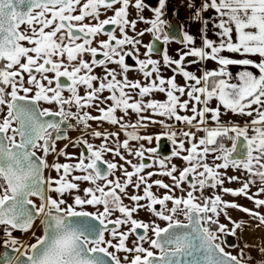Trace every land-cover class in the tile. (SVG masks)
<instances>
[{
  "label": "snow or ice",
  "instance_id": "obj_1",
  "mask_svg": "<svg viewBox=\"0 0 264 264\" xmlns=\"http://www.w3.org/2000/svg\"><path fill=\"white\" fill-rule=\"evenodd\" d=\"M167 3L158 0L159 6L150 8L146 0H0V226L4 247L17 253L0 252L2 264H247L253 259L244 249L233 255L222 246V235L235 237L245 224L233 220L226 210L247 214L259 222L258 227L264 225V214L226 201L222 194L243 196L257 209L264 206V199L256 198L264 193V0H204L199 7L196 0H187L192 18L203 25L199 46L187 31L177 40L165 30L167 22L162 17ZM130 7L136 10V19L128 18ZM146 8L153 12L151 19L143 16ZM101 9L112 15L100 19ZM210 9L218 14L214 27L219 41L208 38V21L202 13ZM86 18L90 22L85 23ZM138 22L149 26L136 32ZM106 26H111L110 30ZM129 31L135 36H129ZM145 33L154 43L144 45L145 58L141 59L139 37ZM101 34L107 40L93 47V39ZM161 41L164 45L182 44L176 50L178 58L166 49L160 53L155 44ZM154 52L162 58L152 59ZM225 52L242 58L225 56ZM85 54L91 56L90 62L83 59ZM126 57L135 61L144 84L129 79L132 66L126 63ZM208 60L217 67L205 68L199 76L185 67ZM108 64L118 65L120 71L108 68ZM93 66L103 68L104 75L93 74ZM162 66L171 68L174 74L165 78ZM229 66L242 67L236 82H232ZM177 75L183 77L184 85L176 83ZM61 78L70 83H62ZM105 91L110 95L104 97ZM153 92L164 93L166 100L145 101L144 97ZM185 95L187 99H181ZM213 100L218 101L215 107L211 106ZM41 102L56 108H41ZM92 108L98 115L87 111ZM118 111L122 115L117 116ZM189 111L191 115L180 114ZM131 113L137 117L134 123L126 119ZM227 113L251 120L243 127L222 122V115ZM155 116L165 119H153ZM169 120L186 125L187 130L176 129L166 122ZM209 120L215 127L208 126ZM89 121L97 122V129H92ZM105 122L118 126L125 139L120 141V132L98 130ZM149 123L159 124L166 131L156 137L140 135L139 129ZM76 126L92 129L90 137L103 142L96 146L78 137L72 141L74 147L82 146L78 157L66 151L67 144L57 150V141L69 139L66 129ZM201 132L204 135L198 137ZM161 136L171 141V157L184 162L182 169L171 164V157L144 163L145 153H156L157 149L143 144L130 147L131 141L151 144ZM224 138L232 141L230 148L221 142ZM110 140L114 147H109ZM186 143L190 147L186 148ZM121 149L140 162L127 159ZM107 153L124 164L105 160ZM50 154L56 157L52 163L47 159ZM60 157L77 162L61 164ZM157 163L160 171L144 173ZM45 169L57 175L45 177ZM228 169L242 172L248 179L228 176ZM116 171L122 172L123 181L109 178ZM76 172L81 174L73 175ZM154 175L167 176L172 184L163 180L149 183ZM257 179L260 186L249 195ZM226 180L241 186L224 187ZM77 182L89 186L82 189ZM129 186L135 189L134 194H128ZM153 186L166 192L158 196ZM217 188L222 194L216 192ZM206 189L213 191L205 195ZM176 190L181 194L176 195ZM31 197H37L39 204ZM125 197L130 205L124 203ZM88 206L95 211H87ZM140 211L155 219L146 222L134 218ZM222 214L231 228L220 223ZM37 220L43 226V235L36 237L35 243L25 245L14 236V231L33 230ZM32 234L35 236L34 231ZM133 235L136 239L129 247ZM245 246L264 256V246ZM258 264H264V260Z\"/></svg>",
  "mask_w": 264,
  "mask_h": 264
},
{
  "label": "flooded vegetation",
  "instance_id": "obj_2",
  "mask_svg": "<svg viewBox=\"0 0 264 264\" xmlns=\"http://www.w3.org/2000/svg\"><path fill=\"white\" fill-rule=\"evenodd\" d=\"M117 7H119V5H117ZM129 13H130V15H129L128 18L130 20L137 18V16H136V10L134 8H131L130 7L129 8ZM110 15H112V12L111 11L105 13L104 10L101 9L100 19H104V18H106L107 16H110ZM143 16L145 18L151 19L153 17V14H150L145 9L144 12H143ZM172 17H174L176 20H178L176 16H172L171 15V12L170 13H167L166 10H165V15L162 18L165 21H167L170 18L172 19ZM84 22L85 23L90 22V18H86V20ZM91 22L92 23H95V21H91ZM174 25H175L174 22H172L171 28ZM148 26L149 25H145L143 22H138L137 23V27H136V32L142 31L143 29H145ZM106 27L108 28V30H110V27L111 26H106ZM116 35H117L118 38L120 37V33H119V30L118 29L116 31ZM128 35L129 36H135V33L132 32V31H129L128 32ZM139 39H141V41H142L141 45L138 46L139 47L140 54H141L140 55V58L143 59L144 58V55L143 54L146 52V48L144 47V45H147V44H150V43H154V41H153V37L150 34H148V33H145V35L143 37H139ZM100 40H107V36L101 34V35L95 37L93 39L92 46L93 47H99V41ZM65 42L67 43V41H65ZM77 42L80 43L82 41H77ZM155 46H156V48L158 49V51L160 53H162V51L165 49V45L163 44L162 41L156 43ZM127 47L128 46H125L126 49H127ZM161 57H162V55L161 54H157L156 52H154L152 54V59H158L159 60V59H161ZM83 59H85V60H87V61L90 62L91 61V56L88 55V54H85L83 56ZM97 59H103V57L102 56H98ZM126 63H128L130 66H132V69H137V67H138L135 64V61L132 58H130V57H126ZM107 67L108 68H115L118 72L120 71L119 66L118 65H115V64H108ZM129 73H128V77H129ZM93 74L102 77L104 75V70L101 67L93 66ZM48 75L49 76H53L52 73H48ZM140 77H143L142 74H140ZM38 78H39V75H38ZM25 79H27V75L26 74H25ZM117 79H120V77L118 76ZM129 79H130V77H129ZM61 81H62V83H65V84L70 83V81H68L66 78H61ZM143 82L145 83V81H143ZM20 94L23 95L22 92ZM80 94L81 95L84 94V87L83 86L80 87ZM64 95L65 96H68L69 93L67 91H65L64 92ZM102 95L104 97H106V96L110 95V93H108L107 91H105ZM108 103L110 104L111 102H108ZM102 106L103 107H107V105H102ZM40 107L41 108H51L53 110H55V108H56L55 105H49V104H46V103H43V102H41ZM72 110L75 111L74 108ZM87 111H89L91 113V115H93V116L98 115V112L95 110V108L87 109ZM116 115L117 116H120V115H122V113L118 111L116 113ZM144 115H149V114L148 113H144ZM57 119H59V118H57ZM126 119L127 120H130L131 122L134 123L137 118H131L129 116V117H126ZM69 123L75 125V121L74 120H70ZM89 123L92 125V129H97V122H95V121H89ZM168 124L175 125L176 126V129H183L181 123L176 122L175 120H173L172 122H170ZM92 129H89V130L85 131L82 126H76L74 128H67L66 130H67V135H68L69 139L68 140H60V141H57V150H59L60 148H63L64 145L67 144L68 147H67L66 151L70 155H73L75 157H78L79 154H80V151H81V147L82 146L81 147H74L73 146V143H72V141H75L78 137H82L84 139H88V141L90 143H92V144H94L96 146H99L103 141L101 139H94V138L90 137V135L88 133ZM98 130H100V131L107 130L109 132H120V136H119L120 141H123L125 139L124 133L119 129L118 126H113V125L105 122V123H103L98 128ZM129 131H131V129H129ZM165 131L166 130L164 128H162L159 124H151V123H149L146 128L139 129V134L140 135H145V136H153V137H156L157 135H159V134H161V133H163ZM53 135H55V134H53ZM179 138L180 137H178V139ZM221 142L222 143H225L224 139ZM140 144H143L145 148H155V149H157L156 153H147V152L145 153L144 163H153V161H158V160H161V159H165L166 157H171V153H172V150H173V145H172L171 141L166 136H161L159 141L154 138L152 140L151 144H149L146 140L145 141H131L130 142V147L138 148ZM114 146L115 145L110 140L109 141V147H114ZM185 147L188 148V147H190V145L186 143L185 144ZM121 152L126 156L127 159L132 160L133 163H139L140 162L138 160V158L133 157V156H128L127 153L123 149H121ZM37 155H42V153L39 152V151H37ZM149 157H151V159H149ZM103 158L105 160H111V161L117 163L118 165L119 164H124V161H121L119 159V157H115L111 153L105 154ZM47 159H48V162L49 163H52L56 159L55 154H50ZM171 159H172L171 160V164L177 165L178 168H181L182 169L185 166L184 162L182 160H180L179 158H177V157H171ZM74 162H77V161L75 159H65L64 157H60L59 158V163H61V164H63V163L73 164ZM171 164H170V167H171ZM124 167L127 168L128 171H132V168H131L130 165L125 164ZM50 171L51 170H49V169H45L44 170L45 177L49 176V172ZM158 171H160V168H159V164L157 163L152 168H146L144 170V173L146 174L147 172H158ZM52 173H55V172L52 171ZM177 175H178V173H177ZM115 177H120L121 178V181H123V176H122V172L121 171H116L115 172V176L109 177V178L110 179H114ZM69 178L71 179V176H69ZM135 179H136V177H133V180L134 181H135ZM154 180H163L164 183L172 184V180L170 179V182H169V177H167V176L154 175V176L151 177V180L149 181V183H151ZM77 183H79L80 185H82V189L89 186L86 182H77ZM185 187H186V185H185ZM224 187L231 188V185H230V183L227 182V180L225 181ZM128 189L130 191L129 192V195L134 194L135 189L133 187L129 186ZM142 189H143V185L141 186V190H140V194L141 195L143 194ZM152 191L156 195H158V196H162L166 192L165 189H161V188H158L156 186H153ZM212 191H213L212 189H206L204 194L205 195H210ZM216 192L218 194H222V193H220V189L219 188L216 189ZM178 193H179V195L181 194L180 192H178ZM222 195H223V199L224 200L233 202L231 195H227V194H222ZM33 201H36L38 204L40 202L39 200H36V199H33ZM140 203L143 204V203H145V201H141ZM130 204H131V201H129V205ZM157 207H159V206H157ZM226 211H227V213H228L229 216L232 215V209L231 208L227 209ZM139 213L142 215L140 217L142 220L147 219V217L150 215L146 211H140ZM222 217L224 219L223 222L226 223L228 220L225 219L224 216H222ZM180 219L183 220V217L181 216ZM220 223H221V221H220ZM161 226L162 227L165 226L164 222H163V224ZM259 232H260L261 235H264V231L262 229L259 230ZM133 237L136 239V237L134 235H133ZM221 240H223V235L221 236ZM235 245H236V238H235ZM223 246L226 247L224 244H223ZM226 248H228V247H226ZM232 248H234V247H232ZM232 248H228V249H232Z\"/></svg>",
  "mask_w": 264,
  "mask_h": 264
},
{
  "label": "rangeland",
  "instance_id": "obj_3",
  "mask_svg": "<svg viewBox=\"0 0 264 264\" xmlns=\"http://www.w3.org/2000/svg\"><path fill=\"white\" fill-rule=\"evenodd\" d=\"M145 58V57H144ZM143 58V59H144ZM152 58V57H151ZM130 73H129V77H130V79L131 80H133V81H135V80H139L142 84H144V78L143 77H140V73L136 70V69H132L131 71H129ZM136 99H139V97H135ZM144 99H145V101H147V100H150V99H154V100H157V101H164V100H166V96H165V94H162V93H160V92H153V93H151V95H149V96H145L144 97ZM148 114H150V113H148ZM130 117L131 118H137L136 117V115L134 114V113H131L130 114ZM153 119H157V120H162V119H165V118H163V117H159V116H155V117H153ZM173 120H169V121H166V122H168V123H170V122H172ZM185 130V129H184ZM172 160V159H171ZM208 162L209 163H211L212 162V158H211V156H209V160H208ZM74 163H76V162H74ZM73 163V164H74ZM169 167H170V164H169ZM221 171H224V170H221ZM79 174H81V173H78V172H76V173H73V175H79ZM49 175H51V176H53V177H55L57 174L56 173H52V171H50L49 172ZM227 175L228 176H233V175H236V176H239L240 178H241V180H247L248 179V176L247 175H245V174H243L242 172H239V171H234V170H232V169H228L227 170ZM70 179V178H69ZM257 182L259 181L258 179L256 180ZM169 182H170V178H169ZM230 185H231V188L232 189H237V188H239L240 186H241V184L240 183H238V182H232V183H230ZM80 187L82 188V185H80ZM259 186H250V191H249V195H251L252 193H254V192H256L257 191V188H258ZM127 192H128V194H129V189H127ZM179 191L178 190H176V195H179V193H178ZM81 195H82V193H80ZM53 195H55V194H53ZM243 196H237V197H233L232 196V201L233 202H235V203H237V204H240V205H243V206H245V207H247V208H249V209H252V210H254V211H258V212H260L261 214H264V206H261L259 209H257L256 207H255V205L253 204V202H251V201H249L247 198H242ZM68 199H69V201L71 200V197H67ZM257 199H264V193H261L258 197H256ZM129 199H127V197H125L124 198V203L125 204H128L129 205ZM35 203H37L36 201H34ZM38 204V203H37ZM87 211H90V212H93V211H95V209H93L91 206H88L87 207V209H86ZM142 215L139 213L138 215L137 214H134V218H136V219H138V220H142L140 217H141ZM223 216V215H222ZM222 216H220V221H221V223H224L223 221H224V219H223V217ZM231 217H232V219L233 220H237V221H239V220H243L244 222H245V224H244V226H243V228L242 229H238L237 230V234H236V236H235V238H236V246L237 247H234V248H232V249H228V248H226V247H224L223 245V247L225 248V251H227V252H230V253H232L233 255H237L238 253H239V251H240V249H244V251H245V253L248 255V256H250V257H252L253 259L252 260H250V261H247V264H258V262L259 261H261V260H264V256H262L255 248H250V247H246L245 245H246V243H248V242H246L247 240H245V238H249V236L248 237H245L244 235V233H245V231H256V232H259V230H263L264 231V225H259V227L257 226L258 224H259V222L257 221V220H253L250 216H248L247 214H245V213H243V212H241V211H238V210H235V209H232V215H231ZM152 219H155V217H153V216H151V215H149L148 217H147V219H144V221H150V220H152ZM157 223H160L161 225L163 224V222L162 221H159V220H157L156 221ZM224 224H226V225H228V227L229 228H231L232 227V225L231 224H229V222L227 221L226 223H224ZM36 227L33 229V230H30L29 232H27V233H24V232H19V231H14V236L18 239V240H20L23 244H25V245H30V244H32V243H35L36 242V237H38V236H40V234H41V232H40V226H39V223H38V220L36 221ZM35 232V236H33V234H32V232ZM261 232V231H260ZM259 232V233H260ZM262 233V232H261ZM149 235H151V233H149ZM262 236V240H263V242H264V235H261ZM3 239H4V235H3V231H2V226H0V244L1 243H3ZM135 238L133 237V236H131L130 238H129V242H128V246L129 247H131L132 246V244H131V241L132 240H134ZM248 245V244H247ZM145 247H148V244L147 243H145V245H144ZM249 246H250V244H249ZM22 251H23V249H21ZM110 251H112L111 249H110ZM119 255L121 256V257H123L125 254L124 253H119Z\"/></svg>",
  "mask_w": 264,
  "mask_h": 264
},
{
  "label": "crops",
  "instance_id": "obj_4",
  "mask_svg": "<svg viewBox=\"0 0 264 264\" xmlns=\"http://www.w3.org/2000/svg\"><path fill=\"white\" fill-rule=\"evenodd\" d=\"M204 0H196V5L197 7L200 6L201 3H203ZM172 16H176L178 19V23H179V28H180V39L182 38V34L183 32L187 31L189 34H192L196 37V44L197 46H199L201 44V40H200V29L202 28V22H197L192 18V14L190 12V10H186V11H172L171 12ZM203 18L205 20L208 21V38L209 39H213V40H217L219 41V37L216 35V32L218 31V29H216L214 27V24L218 22V14L215 12L214 9H210L207 12L202 13ZM233 39L235 40V35L233 36ZM183 45L177 42H171L167 45H165V49L168 51L169 55H172L175 58H178L176 56V50L182 48ZM164 49V50H165ZM223 55L225 56H231L232 58L235 59H240L242 57L238 56V55H234V54H229L227 52L223 53ZM162 58V57H161ZM252 59H258V57H251ZM189 60H193L196 58L193 57H189ZM186 69L188 71L194 72L197 76L201 75V71L203 69H208V70H212L215 69L217 67L216 63L208 60L206 62H202V63H198V64H186L185 65ZM232 74V82H236V77L237 74L242 70L241 66H229L228 69ZM173 71L171 70V68H165V67H161V75H163L165 78L171 77L173 75ZM176 83L178 85H184L185 84V80L183 79L182 76L177 75L176 76ZM164 94V93H162ZM177 95H179L177 93ZM181 99H187V96L185 95L184 97H182ZM218 101L213 100L211 101V106L215 107L217 105ZM189 107H191V105H189ZM202 107V106H199ZM221 111L222 113L224 112V109L221 107ZM181 115H191L192 113L189 111L187 113L185 112H180ZM222 122H231L233 124L239 125L241 127H243L246 123H249L251 118L247 117V116H239V115H233L232 113H227V115H222L221 117ZM182 128L187 130V126L182 124ZM208 126L209 127H215L214 122H212L211 120H209L208 122ZM193 131H195V129H193ZM204 133H197V136H203ZM249 135H252V130L251 127H249ZM224 141H227V138H224ZM252 186H260V182L256 181L255 185ZM243 199L245 197H242Z\"/></svg>",
  "mask_w": 264,
  "mask_h": 264
},
{
  "label": "water",
  "instance_id": "obj_5",
  "mask_svg": "<svg viewBox=\"0 0 264 264\" xmlns=\"http://www.w3.org/2000/svg\"><path fill=\"white\" fill-rule=\"evenodd\" d=\"M146 3L150 6V8H155L158 7V0H146ZM146 10L150 13L153 14V12L151 10H149V8H146ZM167 25H166V31H170V33L172 35H174L176 37L177 40L180 39V28H179V23L178 20H176L174 17H172V19H168L167 21ZM172 22H174V26L171 28V24ZM170 26V27H169ZM19 136H17V141L19 142ZM32 199H36L39 200L37 197H31ZM39 223V220H38ZM98 223V222H97ZM40 236L43 235V226L40 225ZM20 232V231H19ZM223 240L225 241L224 245L228 248H232L230 245H235V238L233 236H227L224 237L223 236ZM7 251L9 253V255H16L17 253L13 252L11 248H5L3 243L0 244V252H4ZM24 259V258H22ZM0 264H2V260H0Z\"/></svg>",
  "mask_w": 264,
  "mask_h": 264
},
{
  "label": "built area",
  "instance_id": "obj_6",
  "mask_svg": "<svg viewBox=\"0 0 264 264\" xmlns=\"http://www.w3.org/2000/svg\"><path fill=\"white\" fill-rule=\"evenodd\" d=\"M186 5H187V0H168L165 10L167 13H170L172 11H186L188 10V7ZM224 144L226 147L230 148L232 145V141L227 139V141H225Z\"/></svg>",
  "mask_w": 264,
  "mask_h": 264
},
{
  "label": "bare ground",
  "instance_id": "obj_7",
  "mask_svg": "<svg viewBox=\"0 0 264 264\" xmlns=\"http://www.w3.org/2000/svg\"><path fill=\"white\" fill-rule=\"evenodd\" d=\"M245 237H248L249 238H245V240H247L246 242H248L247 244L250 246H255V245H261V246H264V242L262 240V236L259 232H256V231H245L244 233Z\"/></svg>",
  "mask_w": 264,
  "mask_h": 264
}]
</instances>
